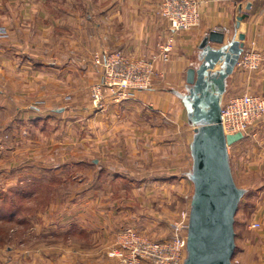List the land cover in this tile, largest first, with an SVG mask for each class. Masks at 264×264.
<instances>
[{"label":"crops","instance_id":"0c3cea01","mask_svg":"<svg viewBox=\"0 0 264 264\" xmlns=\"http://www.w3.org/2000/svg\"><path fill=\"white\" fill-rule=\"evenodd\" d=\"M199 1L200 24L175 34L171 57L164 60L159 56L160 45L171 31L157 13L159 0H0V127L11 130V140H17L18 147L21 140L29 145L28 152L15 148L13 156L18 161L12 164L13 177L29 183L48 170L62 168L70 159L47 154V145L68 138L82 123V115L93 112L92 187L72 204L66 203L58 218L75 239L134 224L133 218L139 215L133 205L137 191L132 189L127 198L124 187L116 198L104 184L125 174L126 156L133 160L135 154L139 162L130 175L175 178L180 172L173 163L178 141L168 144L161 137L167 130L186 131L190 153L194 132L179 93L185 92L187 70L198 65L199 45L208 33L224 32L225 42L243 33L244 51L255 43L264 54V0ZM242 15L246 18L238 26ZM114 50L153 59L158 76L150 90L137 93L134 99L114 103L108 98L102 109L94 111L90 87L101 75L94 56ZM243 93L264 96V62L253 72L235 68L223 101ZM251 130L258 140L236 143L235 174L238 186L253 192L256 211L251 224L259 223L260 228L254 229L252 241L242 237L238 264H264V118ZM41 149H45L42 156ZM151 161L161 168L140 165H153ZM163 163L170 165L164 168ZM173 182L164 180L140 189L161 194ZM242 201L248 204L246 196ZM144 225L151 228L153 223L148 219Z\"/></svg>","mask_w":264,"mask_h":264},{"label":"rangeland","instance_id":"374dc122","mask_svg":"<svg viewBox=\"0 0 264 264\" xmlns=\"http://www.w3.org/2000/svg\"><path fill=\"white\" fill-rule=\"evenodd\" d=\"M4 34L6 33L4 32ZM90 104L92 110L96 111L91 100ZM92 115L89 113L82 115V123H78V128L74 130V133L69 134L68 138L61 142L52 140L55 143L51 146L47 145V152H49L47 154L55 156L58 153L70 161L60 169H51L42 175L33 177L29 183L25 180L18 181V177H13L11 170L12 164L18 161V158L13 156L15 148H20L22 152H28L25 148H28L29 145H23L24 140H21L18 147V141L11 140V130L3 129V126L0 127V137H3L2 140L0 138V264H117L114 259L109 257L108 253L114 246L116 236L121 229L131 226L154 240H165L170 238L171 222L182 210L190 209L194 186L187 178V173L192 168V157L186 143V139L189 138L186 136V131L181 130V133H173L172 130H167L161 140H166V143L169 141L168 144L171 140L179 143L174 148L176 157L173 163L175 168L180 171L175 178L130 175L129 171H134L139 163L135 161L134 154L133 160L126 156V160L124 158L122 161L124 163L122 169L125 174L119 173L109 185L106 183L107 181L104 183L107 189L113 191L116 198L124 187H126L127 198L131 196L132 189L137 191V196L135 194L133 196V198L135 197L133 205L139 215L133 218L134 224L123 227L122 224L121 227L112 226V230L107 234L104 232L99 235L82 236L81 240L75 239L76 235H72V231H65L64 225L58 220L62 208L68 206L67 204H72L81 193H84L82 192L84 189L92 187V159L94 158ZM15 137L18 136L15 135ZM72 137L74 140H71ZM257 138L258 135L249 130L243 140H258ZM78 142H83L84 145H79ZM249 146L248 148H250ZM41 150L42 156L45 149ZM228 150L233 176L237 183L239 177L235 174L237 168L236 144H233ZM79 156L86 157V159L81 161ZM149 157H151L150 154ZM167 161L172 162V159ZM151 163L153 165L145 162H141L140 165L144 169L149 168V170L150 167L161 168L160 163L157 164L153 161ZM165 163L162 164L164 168L170 165ZM172 179L174 186L163 189L161 194L147 193L140 189L143 185L151 187L155 183L159 182L160 184L164 180ZM146 193L150 195L149 201L146 199ZM244 196H246L248 204L245 205L241 199L235 217L236 252L233 264H237L242 237L252 241L254 229H257H249L256 211L254 206L256 200H254L252 190L246 191ZM76 212V210L72 211L70 217ZM148 219L153 223L151 228L144 225ZM159 230L161 231L158 232ZM85 250H88L90 255H86ZM81 252L83 255H80Z\"/></svg>","mask_w":264,"mask_h":264},{"label":"water","instance_id":"95a60500","mask_svg":"<svg viewBox=\"0 0 264 264\" xmlns=\"http://www.w3.org/2000/svg\"><path fill=\"white\" fill-rule=\"evenodd\" d=\"M245 18L238 17L237 25ZM224 36V32L214 30L204 37L198 65L187 70L185 92L179 93L194 132L190 143L192 168L187 173L194 192L183 264H232L235 217L247 191L235 182L228 150L244 136L226 135L221 123L223 96L244 51L245 35L241 33L228 42Z\"/></svg>","mask_w":264,"mask_h":264},{"label":"built area","instance_id":"2783aa9c","mask_svg":"<svg viewBox=\"0 0 264 264\" xmlns=\"http://www.w3.org/2000/svg\"><path fill=\"white\" fill-rule=\"evenodd\" d=\"M157 13L169 23L171 35L160 45L159 53L162 59L169 60L174 35L200 24V1L159 0ZM263 62L264 54L252 43L249 50L240 55L236 68L253 72L259 70ZM94 63L101 68L99 79L90 87V100L97 110L103 108L108 98L114 103L134 99L137 93L150 90L158 76L153 59L133 58L121 50L97 53ZM263 118L262 95L243 93L222 101L221 123L226 135L241 133L246 137L251 126ZM189 211L182 210L171 222V235L165 240H154L131 226L121 229L109 257L117 264H183ZM251 227L259 228L260 224L254 223Z\"/></svg>","mask_w":264,"mask_h":264},{"label":"trees","instance_id":"16d2710c","mask_svg":"<svg viewBox=\"0 0 264 264\" xmlns=\"http://www.w3.org/2000/svg\"><path fill=\"white\" fill-rule=\"evenodd\" d=\"M235 252H236V250H235ZM233 264V263H232Z\"/></svg>","mask_w":264,"mask_h":264}]
</instances>
